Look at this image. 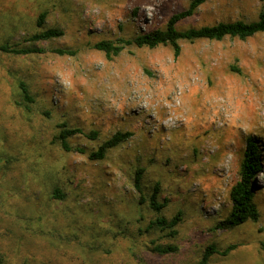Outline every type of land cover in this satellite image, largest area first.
<instances>
[{
	"label": "rangeland",
	"instance_id": "obj_1",
	"mask_svg": "<svg viewBox=\"0 0 264 264\" xmlns=\"http://www.w3.org/2000/svg\"><path fill=\"white\" fill-rule=\"evenodd\" d=\"M189 1L0 0V45L41 50L0 49V264H199L208 245L235 247L205 264H264V32L182 40L178 54L169 44H127L111 57L92 47L164 28ZM263 10L264 0H205L177 28L252 21ZM52 27L63 35L28 38ZM20 80L35 97L29 109ZM61 121L99 134L73 135L66 151L54 137ZM116 131L131 134L90 159ZM249 136L261 165L259 217L216 229ZM156 183L160 213H180L175 236L144 230L156 216L148 205ZM152 240L177 250L158 254Z\"/></svg>",
	"mask_w": 264,
	"mask_h": 264
},
{
	"label": "trees",
	"instance_id": "obj_2",
	"mask_svg": "<svg viewBox=\"0 0 264 264\" xmlns=\"http://www.w3.org/2000/svg\"><path fill=\"white\" fill-rule=\"evenodd\" d=\"M205 0H190L187 8L173 12L164 28L155 27L147 32H142L130 39L118 38L113 39H100L92 44V47L96 50L102 51L106 56L111 57L119 54L123 47L127 44H135L138 47H149L153 48L158 45L169 44L174 54L180 52V42L182 40H222L225 37H237L241 40L247 39L254 36L256 33L264 32V10L258 15V19L252 21L244 20H234V21H218L214 24L201 25L196 27H188L185 29L177 28V23L192 14V12L201 5ZM45 12L39 15L38 24L43 22ZM63 30L60 28L52 27L44 30L37 31L30 35L28 38L30 40H41L50 39L54 37H59L63 35ZM0 49L7 52H12L15 54H27L32 52H39L34 47H18L15 44L9 45L4 43L0 45ZM60 54L74 53L73 50L56 49ZM18 87L21 92L23 101L25 102V108L29 109V105L35 102L34 94L29 89L28 84L24 80L18 82ZM48 113V112H47ZM56 127L59 128L58 132L54 134L55 139L58 141L59 145L66 151L74 149L70 144L69 140L73 135L81 134L88 139L97 138L99 132L95 129H91L86 132L84 129L78 126H71L66 121H61L56 123ZM131 133L128 131H116L111 136L100 142L95 149L89 153V158L94 160H101L105 158L106 153L122 143ZM76 150L83 152L84 148L75 147ZM260 157L258 145L252 136L246 139V145L243 152V158L238 167V179L231 185L228 191V200L231 205L228 211L219 216L217 222L215 223L216 229H230L236 227L244 222L257 221L259 217V211L255 202V184L253 182V177L257 174L256 172L260 170ZM143 168L137 167L134 172V188L139 192L141 199H144L143 190L141 185V176ZM53 192L58 193L59 196H63L58 187L53 189ZM158 184L156 183L153 191L148 198L149 207L155 211L156 216L150 219L148 228H159V229H169L168 234L170 236H175L177 234L176 226L180 220V213H176L171 217H166L162 215L161 209L165 202H159L157 200ZM140 230V229H139ZM154 245L152 250L158 254L170 253L177 250V247L167 244L160 245L151 241ZM235 246L230 245L222 251H218L213 245H208L203 255L199 261V264H205L208 258L213 253H219L221 255L227 254V252L233 249Z\"/></svg>",
	"mask_w": 264,
	"mask_h": 264
}]
</instances>
